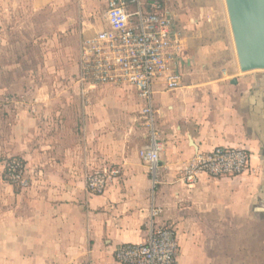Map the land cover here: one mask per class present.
<instances>
[{
  "label": "crops",
  "instance_id": "obj_1",
  "mask_svg": "<svg viewBox=\"0 0 264 264\" xmlns=\"http://www.w3.org/2000/svg\"><path fill=\"white\" fill-rule=\"evenodd\" d=\"M53 2L4 0V20L23 18L26 9L32 16ZM81 3L92 8L94 0ZM176 24L188 35L184 80L174 91L160 81L155 85L163 145L155 187L138 155L147 145L145 134L122 141L115 93L33 91L22 94L15 109L3 111L0 154L23 158L32 184L21 190L5 183L0 162V264L119 263L118 246L146 240L153 203L163 208L158 224L176 229L177 264H249L250 236L264 242V76H245L240 68L231 76L208 70L189 27L180 18ZM105 27L104 18L101 28L82 35ZM128 116L136 131L137 116ZM217 146L245 147L249 171L238 177L204 174L188 188L184 164ZM116 165L120 177L104 194H91L88 174ZM256 264H264V253Z\"/></svg>",
  "mask_w": 264,
  "mask_h": 264
},
{
  "label": "built area",
  "instance_id": "obj_2",
  "mask_svg": "<svg viewBox=\"0 0 264 264\" xmlns=\"http://www.w3.org/2000/svg\"><path fill=\"white\" fill-rule=\"evenodd\" d=\"M176 0H107L104 14L106 27L81 44L80 65L83 82L92 86H129L143 101L141 114L148 128V142L140 158L158 182L163 145L157 127L154 100L155 85L163 82L167 91L182 87L183 54L187 37L177 27ZM251 154L245 147L217 146L208 153H197L182 168V180L192 189L202 175L238 177L250 169ZM121 175L113 166L91 171L87 189L102 195ZM3 177L18 189L32 184L27 163L11 157L5 164ZM161 206L152 204L146 240L125 243L115 250L120 264H177L180 244L176 229L159 225Z\"/></svg>",
  "mask_w": 264,
  "mask_h": 264
},
{
  "label": "rangeland",
  "instance_id": "obj_3",
  "mask_svg": "<svg viewBox=\"0 0 264 264\" xmlns=\"http://www.w3.org/2000/svg\"><path fill=\"white\" fill-rule=\"evenodd\" d=\"M81 1L54 0L32 16L31 10L26 9L25 17L4 20V0H0V122L3 121V111L5 115L6 109H15L25 93L103 89L118 97L121 131L125 134L122 141L125 143L131 137L140 140L142 132L148 142L149 131L135 89L110 85L91 89L86 82H82V33L102 27L106 5L103 0H94L92 8H89ZM174 10L182 23L189 27L194 44L200 49L199 58L207 62L208 70L227 76L240 73L225 0H176ZM240 74L264 76V70ZM106 86L109 88L106 89ZM128 115L137 116L136 131H132L133 123ZM112 119L113 115H110ZM8 159L0 154V162H4L3 172ZM113 167L122 171L120 165ZM4 182L10 184L5 178ZM235 251L239 250L233 247ZM246 251L249 264H256L260 252L264 253V242L258 243L256 237L250 236ZM115 264L119 263L115 261Z\"/></svg>",
  "mask_w": 264,
  "mask_h": 264
},
{
  "label": "water",
  "instance_id": "obj_4",
  "mask_svg": "<svg viewBox=\"0 0 264 264\" xmlns=\"http://www.w3.org/2000/svg\"><path fill=\"white\" fill-rule=\"evenodd\" d=\"M225 2L241 72L264 70V0Z\"/></svg>",
  "mask_w": 264,
  "mask_h": 264
},
{
  "label": "bare ground",
  "instance_id": "obj_5",
  "mask_svg": "<svg viewBox=\"0 0 264 264\" xmlns=\"http://www.w3.org/2000/svg\"><path fill=\"white\" fill-rule=\"evenodd\" d=\"M238 57V56H237ZM239 62V61H238ZM240 66V65H239Z\"/></svg>",
  "mask_w": 264,
  "mask_h": 264
}]
</instances>
